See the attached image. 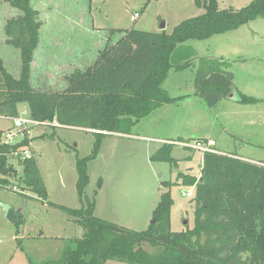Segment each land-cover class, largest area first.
Masks as SVG:
<instances>
[{
	"label": "rangeland",
	"instance_id": "rangeland-1",
	"mask_svg": "<svg viewBox=\"0 0 264 264\" xmlns=\"http://www.w3.org/2000/svg\"><path fill=\"white\" fill-rule=\"evenodd\" d=\"M249 1L217 0V3L221 9H238ZM30 4L38 11L41 22L30 65V82L34 89L41 91L63 90L67 86L65 77L74 69L85 70L92 65L100 49L123 35L118 30L134 28L170 33L183 19L204 11L194 0H30ZM135 12L140 15L130 21ZM18 14V9L0 2V57L6 70L14 76L20 72V51L6 42L4 25L8 18ZM104 36L103 46H97ZM184 44L194 49L191 65L180 71L170 69L163 87L169 95H187L188 103L176 102L154 109L131 128V133L141 137L121 140L106 132L108 137L103 139L100 152L88 162L89 182L85 194L91 198L97 180L101 178L103 183L99 193L101 213H97L100 218L112 219L106 213H111L114 203L123 201L121 206L112 208L113 222L125 227L134 224L135 228L131 229L136 231L146 229L160 192L167 189L162 182H171L174 185L169 188L173 199L170 228L172 231L192 228L194 189L181 185L177 175L194 174L199 178L203 151L182 143L192 144L204 134L213 140L210 145L215 150L264 165V103L247 107L238 101H229L228 108H223V103L208 108L193 94L194 75L202 58L227 61L226 69L233 73L235 88L246 95L264 98V19L257 18L236 30ZM241 108H251L248 112L251 114L241 113ZM18 111L20 117L28 114L24 104L18 106ZM183 111H188L185 117H182ZM250 115L258 119L247 125L242 120ZM11 123L0 118V129L10 127ZM91 132V129L63 125L55 120L21 128L23 142L33 151L32 158L47 198L38 199L23 185L21 169H12L10 188L0 189V264H44L59 256L67 238L82 236V227L49 203L80 207L75 189V161L76 157L90 153L94 142ZM161 139L175 142L171 150L173 164L149 159L154 147L163 144ZM198 140L206 143L205 139ZM14 185L16 189L11 188ZM189 190L192 195L186 196ZM7 208L20 209L22 221L18 226L5 217ZM105 264L127 263L107 261Z\"/></svg>",
	"mask_w": 264,
	"mask_h": 264
},
{
	"label": "trees",
	"instance_id": "trees-1",
	"mask_svg": "<svg viewBox=\"0 0 264 264\" xmlns=\"http://www.w3.org/2000/svg\"><path fill=\"white\" fill-rule=\"evenodd\" d=\"M0 2L19 10L18 15L6 20L4 33L6 42L20 51L18 76L6 70L0 57V116H18V106L24 104L30 118L35 120H55L63 125L95 130L91 132L94 142L90 153L76 157L75 161V189L80 207L49 203L73 218L84 232L81 237L67 238L59 256L44 264H105L107 261L264 264V165L214 151L203 152L199 178L177 175L181 185L194 189L193 227L182 231L170 228L173 199L169 188L174 183L162 182L167 189L160 192L152 212L154 222L140 231L94 214L101 178L92 197L85 194L89 182L88 162L97 157L106 132L130 133L151 111L184 97H172L162 86L170 69L179 71L189 66L194 49L184 43L205 40L236 30L254 19H264V0H250L238 9H221L217 0H194L203 13L183 19L170 33L134 28L118 30L123 35L100 50L97 59L85 70L74 69L67 75V86L61 91L37 90L30 82V65L41 26L38 11L30 0ZM226 66L228 62L224 60H199L194 94L208 108L214 107L234 88L233 73ZM237 94L239 103H264L261 98L238 91ZM172 146V143H163L150 155V160L173 164ZM7 150L9 147L0 146V151ZM0 172L8 175L14 172L11 167H5V156L0 158ZM21 175L23 185L38 199L47 198L34 158L23 162ZM17 216L16 226L22 221L20 213Z\"/></svg>",
	"mask_w": 264,
	"mask_h": 264
},
{
	"label": "built area",
	"instance_id": "built-area-1",
	"mask_svg": "<svg viewBox=\"0 0 264 264\" xmlns=\"http://www.w3.org/2000/svg\"><path fill=\"white\" fill-rule=\"evenodd\" d=\"M139 16L138 12H135L130 16V21H134ZM3 117V116H0ZM8 117L12 121L11 127L2 130V134L0 136V146L9 147L7 151H0V158L5 156V167H11L13 170L17 171L19 168L21 169L19 173L22 174L23 170V162L26 159H30L33 157V151L29 147L27 143H23V138L21 134V128L25 126L39 125L42 123H48L43 121H38L33 118H30L29 114H26L24 117L16 116V117ZM3 117V118H5ZM95 131V130H92ZM185 146H191L195 149L202 150L203 152H213L210 146L203 141L196 140L189 143H182ZM10 176L8 173L0 172V189L10 188V182H8ZM11 188L16 189V186H12ZM186 196L192 195L191 191H187L185 193Z\"/></svg>",
	"mask_w": 264,
	"mask_h": 264
},
{
	"label": "crops",
	"instance_id": "crops-1",
	"mask_svg": "<svg viewBox=\"0 0 264 264\" xmlns=\"http://www.w3.org/2000/svg\"><path fill=\"white\" fill-rule=\"evenodd\" d=\"M195 3V2H194ZM140 15V14H139ZM153 32H159V31H153ZM105 41H106V37L104 36V37H100V40H99V42H98V44H96L97 46H100V45H102V44H104L105 43ZM103 46V45H102ZM97 49H99V48H97ZM101 50V49H100ZM99 50V51H100ZM98 51V52H99ZM191 65V64H190ZM185 69V68H184ZM183 70V69H182ZM180 71V70H179ZM163 84H164V81H163V83H162V86H163ZM234 86V85H233ZM164 88V87H163ZM193 88H194V86H193ZM234 88H235V86H234ZM165 89V88H164ZM236 89V91H238V92H241V91H239L237 88H235ZM166 90V89H165ZM167 91V90H166ZM168 92V91H167ZM169 93V92H168ZM242 93V92H241ZM170 94V93H169ZM193 94H194V92H193ZM170 96H172V95H170ZM177 96H184L182 99H180L179 101H176V102H180V103H188V102H186L187 101V95H177ZM177 96H172V97H177ZM261 99H263L264 100V98H261ZM223 100L224 101H226V102H220V101H222V100H220L216 105H219V104H221V103H223L222 105H223V108H228L229 107V103L230 102H237V101H233V100H230V99H226V98H223ZM230 101V102H229ZM176 102H174V103H176ZM228 103V104H227ZM168 105H172L173 103H167ZM165 105V104H164ZM215 105V106H216ZM243 105H245V106H247V107H250V106H253V105H255V104H243ZM163 106V105H162ZM161 107V106H160ZM221 107V106H220ZM212 108H214V107H212ZM248 109V110H247ZM152 112V111H151ZM150 112V113H151ZM248 112H251V108H241V113H243V114H251V113H248ZM149 113V114H150ZM186 113H188V111H183L182 112V117H185L186 116ZM148 114V115H149ZM147 116V115H146ZM146 116H144L143 118H145ZM3 117H5V116H3ZM3 117H0V118H3ZM8 117H5L4 119H7ZM142 119V118H141ZM140 119V120H141ZM254 119V121H256L258 118H253L251 115H250V117L248 116V117H245L242 121H244V123H246L247 125H250L251 123H252V120ZM7 120H9V121H11L10 119H7ZM11 125H12V123H11ZM11 127V126H10ZM9 128V127H8ZM5 129H7V128H3V129H0V130H5ZM88 130V129H87ZM108 136H118L121 140L122 139H126V138H137V137H141V136H139V135H137V134H134V133H120V132H111V133H108ZM108 136H105V137H108ZM104 137V138H105ZM103 138V139H104ZM198 139H205L207 142V144L210 146V148H212V150L214 151V152H216V153H219V154H223L224 152H222V151H217V150H215L210 144H212V142H213V140L212 139H209V137H207V135H205L204 134V137H199V138H197L196 140H198ZM161 140H163V141H161V142H163V143H175V142H171V140L170 139H161ZM124 141V140H123ZM159 146H156V147H154V150H156L157 148H158ZM100 150H101V148H100ZM100 152V151H99ZM224 154H227V155H229V156H233V157H237V158H240V159H242L239 155H237V154H234V153H232V154H230V153H224ZM149 159H150V157H149ZM245 160V159H244ZM249 161V160H248ZM250 162H253V163H261L260 161H250ZM189 175H191V176H194V174H189ZM196 176H198V175H196ZM102 185H103V183L101 184V187L98 189V191H97V194H96V199H95V207H94V214L97 216V213H101L100 211H99V209L101 210V206L99 205V193H101V190H102ZM158 201V200H157ZM122 203H123V201H121L118 205H115V203H114V206H112V208H114V209H116L117 207H119V205L121 206L122 205ZM111 208V213L109 212V213H106V215L107 216H111V218L112 219H110V218H107L109 221L110 220H112V222L114 221L113 220V217L112 216H114L113 214H114V210ZM113 213V214H112ZM104 214V213H103ZM108 214H110V215H108ZM151 216H152V214H151ZM149 218V217H148ZM147 218V219H148ZM146 219V220H147ZM132 222H134L135 221V219L134 218H131L130 219ZM147 222V221H146ZM114 223H116V222H114ZM118 224V223H117ZM135 226L136 225H134V224H131V226L130 225H127L126 226V228H135ZM148 226V225H147ZM125 227V226H124Z\"/></svg>",
	"mask_w": 264,
	"mask_h": 264
},
{
	"label": "water",
	"instance_id": "water-1",
	"mask_svg": "<svg viewBox=\"0 0 264 264\" xmlns=\"http://www.w3.org/2000/svg\"><path fill=\"white\" fill-rule=\"evenodd\" d=\"M163 27H164V24L162 23L161 28H163ZM225 98L233 100V101H239L240 100L235 88L231 89L230 92L226 95ZM19 213H20V209L14 210V209H10V208L8 209L7 208L5 210V217L9 220L10 223H12V224L15 223L16 224L18 222V216L17 215ZM153 222H154V219H152L150 221V224L153 223Z\"/></svg>",
	"mask_w": 264,
	"mask_h": 264
}]
</instances>
